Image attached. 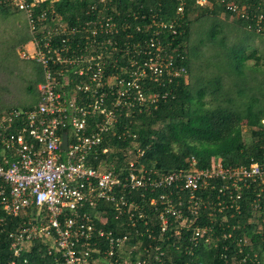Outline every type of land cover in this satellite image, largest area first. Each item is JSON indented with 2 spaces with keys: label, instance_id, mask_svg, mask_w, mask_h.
I'll list each match as a JSON object with an SVG mask.
<instances>
[{
  "label": "built area",
  "instance_id": "2783aa9c",
  "mask_svg": "<svg viewBox=\"0 0 264 264\" xmlns=\"http://www.w3.org/2000/svg\"><path fill=\"white\" fill-rule=\"evenodd\" d=\"M58 1L43 7L47 0H0V7L26 16L36 53L20 55L43 71L38 105L0 116V225L23 217L22 228L9 235L14 255L42 239L55 264H166L163 247L172 238L185 240L184 251L174 247L192 257L221 240L250 244L234 233L245 229L240 219L249 210L264 219V157L248 166L208 168L192 157L187 170L170 174L139 166L145 151L135 142L131 117L166 101L186 74L173 42L161 40L178 35L176 22L143 16L148 36L139 41L142 27L119 26L106 0L91 6L94 19L75 23L56 11ZM217 1L264 35V9L255 14ZM178 2L180 19L186 1ZM123 119L129 124L120 129ZM110 135L132 139L120 157L102 145ZM260 232L263 248L254 264H264L263 227Z\"/></svg>",
  "mask_w": 264,
  "mask_h": 264
},
{
  "label": "trees",
  "instance_id": "16d2710c",
  "mask_svg": "<svg viewBox=\"0 0 264 264\" xmlns=\"http://www.w3.org/2000/svg\"><path fill=\"white\" fill-rule=\"evenodd\" d=\"M50 1L47 0L43 7H50ZM185 1L184 14L179 19L176 14L178 0H106V7L114 12V19L119 26L129 23L133 25V30L137 26L142 27V33L136 35L139 41L148 36L146 27L150 19L157 17L161 21L176 22L178 35H162L161 40L165 43L173 42L176 63L186 69V74L177 79V84L170 86L173 95L158 107L131 117V130L137 135L135 142L145 151L139 166L153 169L159 174H170L180 169L187 170L192 157L197 160L199 168H208L214 162H221L225 167L261 163L264 157V46L250 49L244 56L241 51L245 50L244 47H235L231 51L222 50L218 57L214 55L215 58L209 56L208 51L203 52L201 47L218 36L226 42L224 34H234V31L229 30V24L259 37L262 34L256 31L253 21H246L227 11L217 0H207L205 6H200L198 0ZM98 2L99 0H60L53 6L65 20L75 23L78 19L80 22L94 19L95 16L88 12ZM226 2L253 9L254 0ZM13 12L18 11L9 6L0 7L1 14L9 15ZM118 13L119 17L115 16ZM199 35L206 37L202 39ZM234 36L238 40L240 34ZM8 56V52L4 58L0 55V61L6 62ZM33 89V86H28V91L32 92ZM38 103L39 95L35 104L19 109H30ZM13 108L0 112V116ZM127 120H122L120 129L129 124ZM131 141L132 139L124 140L110 135L102 145L110 147V157H120V149L125 150L131 145ZM2 216L3 212L0 210V217ZM245 216L240 219L245 229L234 235L250 239L251 243L247 246L239 247L221 240L217 246L197 249L196 256L192 257L182 255L177 250L178 246L183 251L188 247L185 240L182 242L181 239L172 238L163 247L170 257L166 264H172V258L177 264H254V254L259 252L261 257L262 253L260 228H264V219L250 210ZM252 217V222H249L248 219ZM22 223L21 216L9 218L5 225H0L1 263L55 264L54 254L48 256V244L42 239L34 242L31 248L26 247L20 257L14 255L9 235L18 232ZM110 225H114L113 220ZM118 234L119 231L116 232ZM131 242L139 243L134 236ZM141 242L145 246L153 244L146 239ZM131 244L133 243L127 244V247ZM245 257L247 260H242ZM148 258L151 259L150 263L154 262L151 257Z\"/></svg>",
  "mask_w": 264,
  "mask_h": 264
},
{
  "label": "rangeland",
  "instance_id": "374dc122",
  "mask_svg": "<svg viewBox=\"0 0 264 264\" xmlns=\"http://www.w3.org/2000/svg\"><path fill=\"white\" fill-rule=\"evenodd\" d=\"M229 26L231 27L229 30L234 31V34H230V32L224 34L226 42L218 36L215 40L208 41L206 46L203 45L201 50L208 51L209 56L217 55L218 57L222 50L230 49L231 51L235 47L240 49L244 47L245 50L241 49L244 56L251 51L250 49H259L264 46L262 37L252 32L243 31L236 25L229 24ZM235 34H240L237 37L238 40L235 39ZM199 36L202 39L206 37ZM0 51H2L0 53L2 58L7 52L9 53L6 62L0 61V112L8 108H23L35 104L38 100L36 86L42 82L43 71L36 61L26 60L20 55L21 51L26 52L29 56L36 53L35 46L30 40L28 21L24 13L13 12L9 15L0 13ZM30 85L35 89L32 92L28 91Z\"/></svg>",
  "mask_w": 264,
  "mask_h": 264
},
{
  "label": "crops",
  "instance_id": "0c3cea01",
  "mask_svg": "<svg viewBox=\"0 0 264 264\" xmlns=\"http://www.w3.org/2000/svg\"><path fill=\"white\" fill-rule=\"evenodd\" d=\"M253 9H250L249 7H247L248 10H250L252 13H259L260 12V9H264V0H254L253 2ZM262 37L264 38V35H262ZM263 124H264V121H263Z\"/></svg>",
  "mask_w": 264,
  "mask_h": 264
},
{
  "label": "water",
  "instance_id": "95a60500",
  "mask_svg": "<svg viewBox=\"0 0 264 264\" xmlns=\"http://www.w3.org/2000/svg\"><path fill=\"white\" fill-rule=\"evenodd\" d=\"M67 144H68V136H67V134L65 133L64 135H63V145H62V147H63V149H67Z\"/></svg>",
  "mask_w": 264,
  "mask_h": 264
}]
</instances>
